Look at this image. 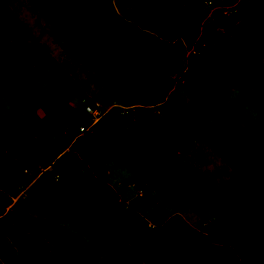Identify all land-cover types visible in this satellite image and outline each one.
<instances>
[{
	"label": "rangeland",
	"instance_id": "obj_1",
	"mask_svg": "<svg viewBox=\"0 0 264 264\" xmlns=\"http://www.w3.org/2000/svg\"><path fill=\"white\" fill-rule=\"evenodd\" d=\"M4 2L24 29L0 45V264H174L171 241L187 243L179 264H229L217 246L238 242L249 254L242 264H264V241L248 232L207 239L238 208L264 206V151L232 131L219 108L198 128L142 116L189 125L201 99L231 108L245 100L240 123L264 139V54L245 45L264 42V0H73L135 73L120 92L34 3ZM151 4L184 30L165 65L151 62L142 44L158 37L142 15ZM52 59L75 76L62 100L46 81ZM88 104L131 117L110 129L148 151L190 199L168 207L103 152L92 128L80 130ZM256 221L264 232V219Z\"/></svg>",
	"mask_w": 264,
	"mask_h": 264
},
{
	"label": "trees",
	"instance_id": "obj_2",
	"mask_svg": "<svg viewBox=\"0 0 264 264\" xmlns=\"http://www.w3.org/2000/svg\"><path fill=\"white\" fill-rule=\"evenodd\" d=\"M29 1L34 3L44 16L66 36L81 57L90 63L96 74L104 79L114 91L120 92L134 82L136 75L119 51L105 40L92 21L77 8L73 0ZM142 15L158 34V37L142 43L150 61L162 65L168 64L171 44L184 35L179 20L155 4L144 7ZM23 29V23L15 12L4 0H0V45L5 46ZM245 45L248 50L257 56L264 54V42L259 39H250ZM51 64L52 71L47 74L46 81L50 84L54 96L62 100L76 86L75 76L68 74L54 59L51 60ZM202 76L205 80H208L207 76ZM238 103V107L231 108L220 99H201L196 122L189 125L179 117H169L163 113H144L142 116L160 119L165 123H176L182 127L198 128L206 122L207 115L212 108H219L226 114L232 131L240 134L253 147L264 151V139H261L254 131L243 127L240 123L239 108L246 101H239ZM130 118L120 114H103L92 127L93 140L101 147L103 152L116 156L139 182L146 185L159 197L162 203L170 208L181 206L190 199V190L156 162L143 147L127 138L124 133L115 134L109 127L110 122H122ZM115 135L118 137L117 145L113 146L112 138ZM98 218L103 219L104 216L98 215ZM258 218L264 219V206L249 212L238 208L220 228L209 232L207 239L211 241L225 240L248 232L264 241V232L256 221ZM171 244L176 248L174 264H179L181 252L185 251L187 243L179 244L171 241ZM217 252L222 257L228 258L229 264H242V259L249 256L247 249L240 242L236 243L234 247L222 243L217 246Z\"/></svg>",
	"mask_w": 264,
	"mask_h": 264
},
{
	"label": "built area",
	"instance_id": "obj_3",
	"mask_svg": "<svg viewBox=\"0 0 264 264\" xmlns=\"http://www.w3.org/2000/svg\"><path fill=\"white\" fill-rule=\"evenodd\" d=\"M85 112L89 115V120L88 123L86 124V127H80V130H84V129H91L94 124L96 123V121L101 117V113H100V108L98 106V104H88L85 105L84 107Z\"/></svg>",
	"mask_w": 264,
	"mask_h": 264
}]
</instances>
